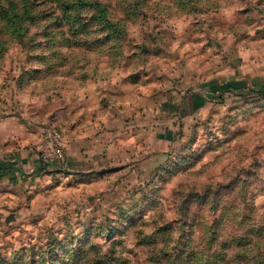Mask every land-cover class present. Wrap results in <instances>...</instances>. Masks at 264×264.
<instances>
[{
    "label": "rangeland",
    "instance_id": "obj_1",
    "mask_svg": "<svg viewBox=\"0 0 264 264\" xmlns=\"http://www.w3.org/2000/svg\"><path fill=\"white\" fill-rule=\"evenodd\" d=\"M255 47L264 0H3L0 117L94 79L125 124L95 140L94 171L69 170L61 129L40 125L38 152L52 127L64 160L4 186L0 264H264Z\"/></svg>",
    "mask_w": 264,
    "mask_h": 264
},
{
    "label": "crops",
    "instance_id": "obj_2",
    "mask_svg": "<svg viewBox=\"0 0 264 264\" xmlns=\"http://www.w3.org/2000/svg\"><path fill=\"white\" fill-rule=\"evenodd\" d=\"M248 53L260 55L264 48L255 47ZM259 74L252 79L254 84L264 81V75ZM106 83L88 79L86 87L49 101L40 96L25 95L17 99L14 96L15 104L0 117V197L4 186H8L11 197L12 187L33 183L43 172L38 152L43 123L50 122L61 129L65 140V165L69 170L96 169V159L106 149H97L95 140L110 137L112 132L117 134L113 137L120 136L121 126L125 124L122 109L116 111L115 107L113 111Z\"/></svg>",
    "mask_w": 264,
    "mask_h": 264
},
{
    "label": "built area",
    "instance_id": "obj_3",
    "mask_svg": "<svg viewBox=\"0 0 264 264\" xmlns=\"http://www.w3.org/2000/svg\"><path fill=\"white\" fill-rule=\"evenodd\" d=\"M39 156L43 164L61 165L64 160L63 140L60 132L52 127H42L40 133Z\"/></svg>",
    "mask_w": 264,
    "mask_h": 264
},
{
    "label": "trees",
    "instance_id": "obj_4",
    "mask_svg": "<svg viewBox=\"0 0 264 264\" xmlns=\"http://www.w3.org/2000/svg\"><path fill=\"white\" fill-rule=\"evenodd\" d=\"M3 0H0V3L2 2ZM55 165V163H52L51 164V166H54ZM42 166H43V168H45V167H49L48 165H46V164H43L42 163ZM57 166H59V165H55V167H57ZM57 168H59V167H57Z\"/></svg>",
    "mask_w": 264,
    "mask_h": 264
},
{
    "label": "water",
    "instance_id": "obj_5",
    "mask_svg": "<svg viewBox=\"0 0 264 264\" xmlns=\"http://www.w3.org/2000/svg\"><path fill=\"white\" fill-rule=\"evenodd\" d=\"M13 219V215H10L9 217H7V221Z\"/></svg>",
    "mask_w": 264,
    "mask_h": 264
}]
</instances>
